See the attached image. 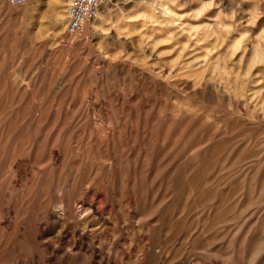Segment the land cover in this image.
Returning a JSON list of instances; mask_svg holds the SVG:
<instances>
[{"label":"rangeland","instance_id":"obj_1","mask_svg":"<svg viewBox=\"0 0 264 264\" xmlns=\"http://www.w3.org/2000/svg\"><path fill=\"white\" fill-rule=\"evenodd\" d=\"M106 5L0 0V264H264V0Z\"/></svg>","mask_w":264,"mask_h":264},{"label":"built area","instance_id":"obj_2","mask_svg":"<svg viewBox=\"0 0 264 264\" xmlns=\"http://www.w3.org/2000/svg\"><path fill=\"white\" fill-rule=\"evenodd\" d=\"M14 7L22 6L27 0H9ZM108 0H67L65 33L80 36L88 23L94 21Z\"/></svg>","mask_w":264,"mask_h":264},{"label":"bare ground","instance_id":"obj_3","mask_svg":"<svg viewBox=\"0 0 264 264\" xmlns=\"http://www.w3.org/2000/svg\"><path fill=\"white\" fill-rule=\"evenodd\" d=\"M27 1H28V0H27ZM27 1H26V3H27ZM26 3H25V4H26ZM9 4H10V1H9ZM25 4H24V5H25ZM106 4H107V3H106ZM10 5H11V4H10ZM24 5H22V6H24ZM11 6H12V5H11ZM12 7H14V6H12ZM19 7H21V6H19ZM14 8H18V7H14ZM106 8H107V5H105V6L102 8L103 11L101 10V12H102V13L100 12L101 15L106 14V12H107V11H106V10H107ZM63 13H64V12H60V13H58V17H57L58 19H57V20H58V24H59V25H61V23L64 22V19H62V18H64V17H63V16H64ZM100 14H99V16H100ZM258 15H259V14H258ZM99 16H98L94 21H97V20L99 19ZM109 17H110V16H109ZM254 18H255V17H254ZM155 19H156V18H155ZM92 22H93V21H92ZM173 22H174V21H173ZM90 23H91V22H90ZM90 23H88V24H90ZM165 23H166V22H165ZM88 24H87V26H88ZM176 24H177V23H176ZM133 25H134V24H133ZM87 26H86V27H87ZM85 29H86V28H85ZM171 29H172V28H171ZM137 30H138V29H137ZM135 31H136V30H135ZM159 31H161V30H159ZM169 35H170V34H169ZM70 37H76V36H70ZM160 81H161V80H160ZM61 208H62V207H61Z\"/></svg>","mask_w":264,"mask_h":264}]
</instances>
